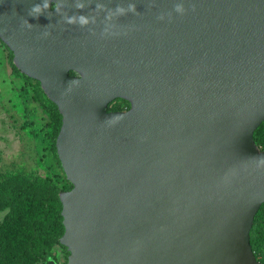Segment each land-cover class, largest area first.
<instances>
[{
	"label": "water",
	"instance_id": "obj_1",
	"mask_svg": "<svg viewBox=\"0 0 264 264\" xmlns=\"http://www.w3.org/2000/svg\"><path fill=\"white\" fill-rule=\"evenodd\" d=\"M58 2L0 0V39L62 115L65 264H261L264 0Z\"/></svg>",
	"mask_w": 264,
	"mask_h": 264
},
{
	"label": "trees",
	"instance_id": "obj_2",
	"mask_svg": "<svg viewBox=\"0 0 264 264\" xmlns=\"http://www.w3.org/2000/svg\"><path fill=\"white\" fill-rule=\"evenodd\" d=\"M14 69L19 75L37 83L40 94L39 103L50 117L49 121L42 124L48 132L44 154L51 156L60 169L63 179L71 186L69 188L61 186L58 183V174L54 171L49 172L45 177L28 175L21 171H9L4 175L5 180L0 179V212H5L0 218V264H45L55 259L52 251L54 244L62 245L60 238L65 231V226L60 192L72 187L63 169L56 146L62 125V115L57 104L43 90L39 80L23 73L15 64ZM118 99L125 102L126 106L115 110L130 107L127 100ZM263 123L264 121L254 133V139L259 146L258 134ZM251 244L258 260L264 264L258 256L252 237Z\"/></svg>",
	"mask_w": 264,
	"mask_h": 264
},
{
	"label": "rangeland",
	"instance_id": "obj_3",
	"mask_svg": "<svg viewBox=\"0 0 264 264\" xmlns=\"http://www.w3.org/2000/svg\"><path fill=\"white\" fill-rule=\"evenodd\" d=\"M39 91L34 80L26 79L14 69L13 54L0 40V179L5 180L9 171H21L28 175L45 177L49 172L58 174L59 184L69 188L60 169L51 156H46L48 132L42 124L49 115L39 103ZM126 103L115 99L110 109ZM258 142L264 148V123L258 134ZM4 211L0 212V218ZM251 237L261 261L264 262V207L255 217ZM56 261L65 264L68 250L60 244L52 248Z\"/></svg>",
	"mask_w": 264,
	"mask_h": 264
},
{
	"label": "clouds",
	"instance_id": "obj_4",
	"mask_svg": "<svg viewBox=\"0 0 264 264\" xmlns=\"http://www.w3.org/2000/svg\"><path fill=\"white\" fill-rule=\"evenodd\" d=\"M58 7L55 8V12L59 10V8L61 7V4L58 2ZM50 5H52V0H42V3H37L35 5H33L31 7V9L28 11V16H31L35 19H39V17L41 15H44L46 12H48L49 10H52V8L50 7ZM76 7L78 9H82L84 7V5L82 3H77ZM97 9H101L104 7L103 4L101 3H97L96 5ZM128 11H131L132 13H136V5L135 3H129L128 4ZM193 10H195V7L193 6ZM176 11L179 13H183L184 12V8L182 5H177L176 6ZM116 12L120 13L121 15L125 14V9L121 6H117L116 8ZM46 18L50 19V16H46ZM108 17H106L107 19ZM163 16H160L159 19H163ZM67 23L70 25H79L81 27H85L87 25H89L90 23L95 24V18H89L87 16L84 15H80V16H72V17H68L67 18ZM21 27L23 28H27L28 30H31L34 25L29 23L27 19H24L22 21V25ZM45 27H52V25H46ZM105 32L107 31V29L104 30ZM49 35H51V33L49 31H45L43 33L44 37H48ZM259 163H258V167L259 166H264V158H259Z\"/></svg>",
	"mask_w": 264,
	"mask_h": 264
}]
</instances>
